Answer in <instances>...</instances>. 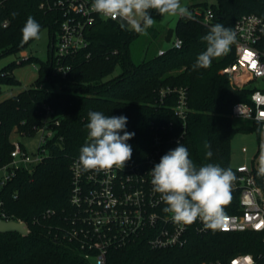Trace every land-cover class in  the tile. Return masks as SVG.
<instances>
[{"label":"trees","instance_id":"1","mask_svg":"<svg viewBox=\"0 0 264 264\" xmlns=\"http://www.w3.org/2000/svg\"><path fill=\"white\" fill-rule=\"evenodd\" d=\"M217 1L212 6L204 3L202 13L193 12L191 19L180 17L169 31L167 40L171 41L174 34L183 41L181 49L170 47L160 55L162 48H158L141 60L134 58L131 49L138 33L117 21L99 19L88 31L89 46L68 60L71 68L67 76L53 71L54 36L59 29L56 19L60 13H45L39 8L40 0H8L0 6V57L19 53L34 40L21 43V29L29 16L41 25V30L49 27L53 36L47 61L34 57L27 60L39 61V81L0 103V169L11 162L13 134L32 137L35 127L45 119L60 120L43 160L29 170L19 171L13 181L0 188L2 212L8 218L24 221L31 232L28 236L0 233V264H91L84 259L79 244L62 235L63 216L72 212L70 165L88 140L90 111L127 117L126 131L135 133L127 141L132 147L131 159L126 162L129 165L150 153L158 127L172 125L171 134L182 133L183 122L176 108L183 90L186 127L182 144L190 158L197 167L213 163L234 172L231 141L238 128L232 108L236 103L251 104L254 89L249 83L236 87L222 73L235 61L232 45L208 68L193 70V64L206 50L207 42L202 38L212 25L221 23L233 30L243 15L256 14L264 19V0ZM207 9L214 12L211 26L203 22ZM5 21L9 22L7 27H3ZM258 48L264 52V37ZM12 73L10 68L0 73V85L17 84ZM167 89L172 91L162 96ZM47 108L54 111L48 118ZM206 143L211 146V158L206 157ZM238 195L231 193L226 214L238 212ZM48 210L57 211L58 217L43 218ZM189 237L183 247L162 250H152L140 240L109 252L107 264H229L240 254L252 255L256 264H264V232L226 233L217 229L204 235L191 232Z\"/></svg>","mask_w":264,"mask_h":264},{"label":"built area","instance_id":"2","mask_svg":"<svg viewBox=\"0 0 264 264\" xmlns=\"http://www.w3.org/2000/svg\"><path fill=\"white\" fill-rule=\"evenodd\" d=\"M7 1L0 0V6ZM92 2L93 0H40L39 8L45 13H60V18L56 19L59 29L55 33L53 44L54 73L67 76L71 68L67 64L68 60L74 59L89 46L88 31L99 19L110 20L94 12ZM213 18L214 12L207 9L204 24L211 26ZM8 25V21L3 23V27ZM233 31L236 33V42L232 44L236 52L235 61L224 68L222 73L229 77L233 85L243 88L251 81L264 78V52L258 48L264 37V19L256 14L243 15L237 20ZM182 46L183 41L175 38L172 47L181 49ZM165 51L162 50L159 54L163 55ZM22 55L25 61L29 59L25 53ZM89 57L90 54H87L86 58ZM243 78L248 80L244 83ZM171 91H162V96ZM179 101L176 114L182 118V133L171 134L172 125L158 127L153 135L151 151L143 160L125 164L124 168L89 171H82L78 166L79 157L72 160L69 197L72 212L63 216L62 235L77 242L84 259L91 264H107L109 252L140 240H144L152 250L170 249L185 246L191 232L204 235L211 231L205 229L199 219L191 225L173 222L171 214L163 211L166 205L161 201L160 194L152 189L150 171L164 154L182 144L185 137L186 104L183 90L180 91ZM53 113L52 109L47 108L46 118ZM232 117L253 121L264 131V90L254 89L251 104H234ZM59 125V119H45L41 126L35 127V135L38 137L37 154H31L22 141H14L11 162L0 169V188L13 181L19 171L29 170L43 160L47 143L54 138L55 127ZM23 136L27 135L18 137L25 139ZM243 152L248 153V149L244 148ZM234 173L236 180L231 193L239 194L238 212L226 214L220 230L226 233H263L264 172L241 164L234 169ZM2 205L0 201L1 219L6 222L17 221L2 212ZM43 215L46 219L58 217L55 210H48ZM229 264L256 262L252 255L240 254L233 257Z\"/></svg>","mask_w":264,"mask_h":264},{"label":"clouds","instance_id":"3","mask_svg":"<svg viewBox=\"0 0 264 264\" xmlns=\"http://www.w3.org/2000/svg\"><path fill=\"white\" fill-rule=\"evenodd\" d=\"M91 7L94 12L118 21L138 34H147V29L155 24L150 10L160 16L192 18L181 0H93ZM40 31L41 25L29 16L21 29V43L38 40ZM202 39L207 42V47L198 55L193 70L208 68L214 58L227 54L236 42V33L216 23ZM88 117V140L80 149L78 166L82 171L124 168L132 156V147L127 141L135 135L126 131L127 117L106 116L100 111H90ZM205 148L208 149L206 157L211 158L210 144L206 143ZM150 172L152 189L160 194L166 205L163 211L171 214L173 222L191 225L199 219L208 230L223 226L225 208L230 203L231 188L236 180L231 168L213 163L197 167L188 149L178 144L164 154Z\"/></svg>","mask_w":264,"mask_h":264},{"label":"rangeland","instance_id":"4","mask_svg":"<svg viewBox=\"0 0 264 264\" xmlns=\"http://www.w3.org/2000/svg\"><path fill=\"white\" fill-rule=\"evenodd\" d=\"M204 3L208 6L217 5V0H181L182 6L189 9L191 13H202ZM152 17L155 24L151 29H147V34H139L131 45L132 55L135 59L141 60L147 55L152 54L158 48L162 50L170 49L175 40L173 34L171 41L167 40L169 31L173 30L179 20V16H160L155 10H152ZM53 41L52 30L45 27L40 31V38L33 40L23 51L19 53L5 54L0 57V73L6 68L13 71V78L17 84H1L0 85V103L4 100L14 97L20 91L35 85L40 79L39 61H47L50 56L51 44ZM23 53L27 58L34 57L39 61H25ZM54 52L52 53L53 56ZM247 78H243L244 83ZM47 88H51L46 84ZM248 86L253 89L264 90V78L251 81ZM235 131L231 141V166L233 170L241 165L247 164L252 169H264V131L260 125L250 120L234 119ZM25 139L18 138L17 134H13V141H22L29 149L31 154H37L38 137L23 136ZM248 149V153H244L243 149Z\"/></svg>","mask_w":264,"mask_h":264},{"label":"water","instance_id":"5","mask_svg":"<svg viewBox=\"0 0 264 264\" xmlns=\"http://www.w3.org/2000/svg\"><path fill=\"white\" fill-rule=\"evenodd\" d=\"M10 232L19 233L22 236H28L31 233L30 229L28 228V225L25 222H17V221L6 222L2 220L0 217V233H10Z\"/></svg>","mask_w":264,"mask_h":264},{"label":"crops","instance_id":"6","mask_svg":"<svg viewBox=\"0 0 264 264\" xmlns=\"http://www.w3.org/2000/svg\"><path fill=\"white\" fill-rule=\"evenodd\" d=\"M195 13H196V10H195Z\"/></svg>","mask_w":264,"mask_h":264}]
</instances>
